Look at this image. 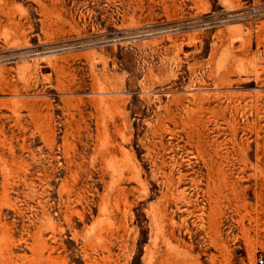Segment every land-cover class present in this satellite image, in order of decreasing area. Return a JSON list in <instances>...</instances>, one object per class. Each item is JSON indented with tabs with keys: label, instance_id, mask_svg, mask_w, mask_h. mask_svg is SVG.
I'll use <instances>...</instances> for the list:
<instances>
[{
	"label": "rangeland",
	"instance_id": "374dc122",
	"mask_svg": "<svg viewBox=\"0 0 264 264\" xmlns=\"http://www.w3.org/2000/svg\"><path fill=\"white\" fill-rule=\"evenodd\" d=\"M245 1L0 0V264L264 258V19L122 37Z\"/></svg>",
	"mask_w": 264,
	"mask_h": 264
},
{
	"label": "built area",
	"instance_id": "2783aa9c",
	"mask_svg": "<svg viewBox=\"0 0 264 264\" xmlns=\"http://www.w3.org/2000/svg\"><path fill=\"white\" fill-rule=\"evenodd\" d=\"M264 19V0L261 1H245L243 4L237 7H225L220 10L209 12L207 14H198L190 16V18L185 19L183 22L181 19H174L172 21H160L154 23H146L144 25H139L137 27H129L126 28L122 37L126 42H130L131 39H137V37H141L143 35H151L155 33H171L172 31L179 30L183 25H186L188 28L190 27H217L221 25H225L226 23H242L244 24V28L248 26H252L256 28L259 23ZM100 40L105 42L107 37L103 35L99 36ZM92 41L87 35H83L82 37H72L67 38V42L62 45H69L72 47H83L85 44H89ZM117 41H121V38L117 39ZM18 53L12 52L11 54L4 55L0 54V62L4 61V58H9V60ZM258 264H264V258L259 257L257 259Z\"/></svg>",
	"mask_w": 264,
	"mask_h": 264
},
{
	"label": "bare ground",
	"instance_id": "6f19581e",
	"mask_svg": "<svg viewBox=\"0 0 264 264\" xmlns=\"http://www.w3.org/2000/svg\"><path fill=\"white\" fill-rule=\"evenodd\" d=\"M193 80V79H192ZM146 85V84H145ZM100 89V88H99ZM150 99V98H149ZM181 99V98H180ZM152 101V100H151ZM95 105V104H94ZM183 107V106H182ZM194 109V108H193ZM98 114V113H97ZM183 114V113H182ZM160 115V114H159ZM158 115V116H159ZM98 117V116H97ZM98 122V121H97ZM205 123V122H204ZM105 139V138H104ZM105 144V143H104ZM164 163V162H163ZM155 164V163H154ZM168 171V170H167ZM155 175V174H154ZM167 178V177H166ZM180 178V177H179ZM167 179H169V178H167ZM181 179V178H180ZM170 180H172L173 181V179H170ZM141 183V182H140ZM173 184V183H172ZM145 185V184H144ZM166 188V187H165ZM69 190V189H68ZM167 190V189H166ZM170 191V190H169ZM166 194V193H165ZM168 194V193H167ZM166 194V195H167ZM166 200V199H165ZM187 200V199H186ZM227 200H229V199H227ZM166 202V201H165ZM167 203V202H166ZM239 204V203H238ZM162 205V204H161ZM166 205V204H165ZM232 205H233V203H232ZM158 206H159V204H158ZM228 206H229V204H228ZM233 206H236V204H234ZM162 207V206H161ZM239 207V206H238ZM159 208V207H158ZM157 208V209H158ZM163 208V207H162ZM222 208V207H221ZM233 209H234V207H232ZM237 209V208H236ZM156 210V209H155ZM159 210H160V208H159ZM215 210V209H214ZM219 210H220V207H219ZM157 211V210H156ZM162 211H164V210H162ZM221 211V210H220ZM223 211V210H222ZM221 211V212H222ZM236 211V210H235ZM71 212H73V211H71ZM212 212V211H211ZM70 213V212H69ZM68 213V214H69ZM155 213V212H154ZM158 213V212H157ZM217 213V212H216ZM223 213V212H222ZM237 213V212H236ZM156 214V213H155ZM161 214V213H160ZM219 214H221V213H219ZM224 214V213H223ZM222 214V215H223ZM153 215V214H152ZM159 216H161V215H159ZM218 216V215H217ZM240 216V215H239ZM213 217H215V216H213ZM219 217H221V216H219ZM242 218H243V216H241ZM154 218H156V217H154ZM232 218V217H231ZM157 219V221H158V218H156ZM210 219V218H209ZM233 219V218H232ZM237 219V218H236ZM110 220V219H109ZM211 220V219H210ZM219 220H221V219H219ZM234 221H236V220H234ZM256 221V220H255ZM160 222H162L161 221V219H160V221H158V223H160ZM218 222V221H217ZM216 222V223H217ZM237 222V221H236ZM121 223H124V222H121ZM165 223V222H164ZM209 223V222H208ZM219 223V222H218ZM217 223V224H218ZM241 223H242V220H241ZM172 224V223H171ZM214 224V223H213ZM238 224V223H237ZM253 224V223H252ZM40 225V224H39ZM157 225V224H156ZM159 225V224H158ZM161 225H163V224H160V226ZM165 225V224H164ZM173 225V224H172ZM171 225V226H172ZM241 225V224H240ZM106 226V225H105ZM209 226V225H208ZM211 226V225H210ZM39 227V226H38ZM125 227V226H124ZM164 227V226H163ZM220 227V226H219ZM256 227V226H255ZM99 228V227H98ZM106 228V227H105ZM104 228V229H105ZM216 229H218L217 228V226L215 227ZM158 229V228H157ZM213 229V228H212ZM211 229V230H212ZM223 229V228H222ZM242 229V228H241ZM210 230V231H211ZM157 231V230H156ZM213 231V230H212ZM35 232V231H34ZM171 232V231H170ZM226 232V231H225ZM96 233V232H95ZM100 233V232H99ZM157 233H158V231H157ZM163 233V232H162ZM171 233H173V232H171ZM212 233V232H211ZM221 233H223V232H221ZM227 233V232H226ZM98 234V233H97ZM123 234V233H122ZM164 234V233H163ZM217 234H218V237H217V239L216 238H214V239H216L215 240V243L217 242L218 243V249L220 250V252L219 253H223L224 251H223V248H224V239H226V238H221V236H220V234H219V231L217 232ZM33 235V234H32ZM100 235V234H99ZM103 235V234H102ZM158 235H159V233H158ZM228 235V234H227ZM39 236V235H38ZM109 236V235H108ZM171 236H173V235H171ZM211 236V235H210ZM42 237V236H41ZM103 237V236H102ZM94 238H95V236H94ZM101 238V237H100ZM209 238H211V237H209ZM213 238V237H212ZM230 238V237H229ZM2 239V238H1ZM38 239V238H37ZM40 239V238H39ZM93 239V238H92ZM3 240V239H2ZM36 240V239H35ZM45 240V239H44ZM107 240H109V239H107ZM210 241H211V239H210ZM104 242H106V240L104 241ZM212 242H214V240L212 239ZM44 243V242H43ZM109 243V242H108ZM211 243V242H210ZM213 244V243H212ZM227 244V243H226ZM217 245V244H216ZM36 246V245H35ZM46 246V245H45ZM48 246V245H47ZM106 246H107V243H106ZM212 246V245H211ZM226 246V245H225ZM217 247V246H216ZM42 247L40 246V249H41ZM107 248H109V247H107ZM155 248V247H154ZM229 248V247H228ZM51 249V248H50ZM217 249V248H216ZM232 250V249H231ZM1 251V250H0ZM38 252V251H37ZM42 252V251H41ZM108 252V251H107ZM156 252V251H155ZM229 252V251H228ZM111 253V252H110ZM108 254V253H107ZM169 255V254H168ZM167 255V256H168ZM214 255V254H213ZM217 255V254H216ZM218 255H220V254H218ZM222 255V257L219 259L220 260V264H224V263H226V262H230V260L229 261H226V259H228L226 256V254L224 253V254H221ZM229 255H231V254H229ZM228 255V256H229ZM233 255V254H232ZM37 256H39V255H37ZM41 256V255H40ZM40 256H39V258H40ZM106 256V255H105ZM111 256V255H110ZM161 256H163L164 258H165V256L164 255H162L161 254ZM215 256V255H214ZM107 257V256H106ZM162 257V258H163ZM217 257V256H216ZM231 257V256H230ZM161 258V257H160ZM173 258V257H172ZM209 258V257H208ZM214 259H216V258H214ZM174 260V259H173ZM160 261V260H159ZM163 261V260H162ZM170 261V260H169ZM209 261H210V263L211 264H213V257L211 256L210 258H209ZM226 261V262H225ZM41 262V261H40ZM164 262H165V259H164ZM166 262H167V258H166ZM171 262V261H170ZM224 262V263H223ZM42 263V262H41ZM106 263V262H105ZM115 262H113V264H114ZM161 264H162V262H160ZM159 263V264H160ZM189 263V262H188ZM172 264V263H171ZM173 264H174V262H173ZM186 264V263H185Z\"/></svg>",
	"mask_w": 264,
	"mask_h": 264
}]
</instances>
